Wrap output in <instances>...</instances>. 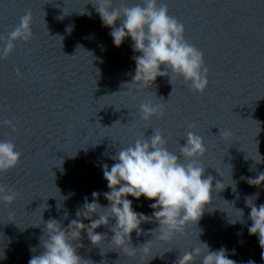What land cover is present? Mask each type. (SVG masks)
Masks as SVG:
<instances>
[{"label":"water","instance_id":"water-1","mask_svg":"<svg viewBox=\"0 0 264 264\" xmlns=\"http://www.w3.org/2000/svg\"><path fill=\"white\" fill-rule=\"evenodd\" d=\"M121 2L131 7L140 0H113V6ZM162 2L184 26L185 40L203 54V93L168 75L152 85L126 84L139 53L130 38L113 46L96 11L100 0H0V41L26 13L31 17L30 39L15 41L0 58V141L13 142L21 153L15 168L0 173V187L15 193L10 203L0 200V264H28L43 251L45 223L55 219L67 228L93 192L107 206L101 165L110 168L111 156L154 131L178 156L188 132L202 137L203 178L212 176L213 187L222 184L198 222L170 242L150 235L155 223L142 224L140 236L131 234L134 255L109 243L113 234L104 226L96 229L105 234L96 246L82 232L75 242L81 264H176L184 252L203 251L201 243L212 251L225 248L236 264H264V245L248 233L245 203L253 197L257 207L264 204V183L253 187L242 179L264 172V0ZM2 48L0 42V56ZM149 102L161 106L163 118H140V105ZM152 202L141 197L132 206L150 216ZM238 210L243 223L233 226ZM150 239L151 252L144 255L142 244Z\"/></svg>","mask_w":264,"mask_h":264},{"label":"clouds","instance_id":"clouds-1","mask_svg":"<svg viewBox=\"0 0 264 264\" xmlns=\"http://www.w3.org/2000/svg\"><path fill=\"white\" fill-rule=\"evenodd\" d=\"M103 27L110 29L114 47L119 48L125 38L132 41V57L135 70L132 81L137 85H152L156 78L168 75L179 77L195 93H203L208 85L206 78L208 69L204 64L203 54L184 38V26L169 12L162 0H140L134 6L121 2L119 7L113 6V0H100L96 7ZM30 13L21 17L19 26L12 31L3 43L2 56L6 57L14 48L17 40L27 42L31 37ZM117 23L119 26L117 27ZM161 66L165 71H161ZM142 120L153 117L163 118L164 112L160 105L144 103L139 107ZM5 123H10L5 121ZM206 148L202 137L188 132L185 143L180 147V155H176L165 147V140L159 131H154L150 137L136 139L134 143L121 148L110 158L115 161L109 168L101 165L103 179L107 182L108 191L103 193L108 201L107 206L98 202L99 193H92V201L87 197L83 205L76 211L73 219L63 228L61 223L50 219L45 223L44 241L40 242L43 251L33 255L28 264H81L77 255L76 243L81 233L87 235L93 246L99 245L105 234L96 232L104 226L113 234L109 243L120 248L129 255H134L136 248L131 243V234H142V224L157 225L149 230L150 235L156 233V240L168 243L184 232L188 223H196L202 217L205 206L211 202L213 177L205 175V169L198 164V159L204 155ZM21 153L11 141H0V173L15 168ZM183 157L187 163H181ZM260 157V155H259ZM256 163H261L260 160ZM249 186L259 187L264 183V172L255 178H243ZM144 197L152 210L151 215L137 212L133 209V200ZM255 198V197H254ZM15 193H6L0 187V200L12 202ZM249 208V235H256L260 245H264V204L256 206L253 197L246 198ZM240 217L230 221L234 226L243 223V211L238 210ZM65 214V218H66ZM95 217V218H93ZM88 220L84 224L81 221ZM149 232H145L148 235ZM151 239L142 244L144 255H149ZM201 243V242H200ZM199 248L184 252L176 264H194L195 257L201 256L200 264H236L229 259L226 249L217 251L209 249L206 243ZM131 245V249L127 246ZM35 251V249H30ZM251 264V262H249Z\"/></svg>","mask_w":264,"mask_h":264},{"label":"snow or ice","instance_id":"snow-or-ice-1","mask_svg":"<svg viewBox=\"0 0 264 264\" xmlns=\"http://www.w3.org/2000/svg\"><path fill=\"white\" fill-rule=\"evenodd\" d=\"M19 26V25H18Z\"/></svg>","mask_w":264,"mask_h":264}]
</instances>
